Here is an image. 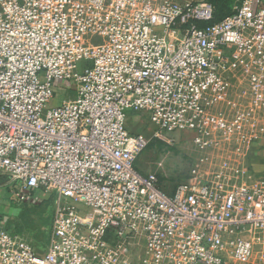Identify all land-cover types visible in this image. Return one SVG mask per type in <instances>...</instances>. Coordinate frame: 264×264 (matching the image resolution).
<instances>
[{
	"label": "built area",
	"instance_id": "2783aa9c",
	"mask_svg": "<svg viewBox=\"0 0 264 264\" xmlns=\"http://www.w3.org/2000/svg\"><path fill=\"white\" fill-rule=\"evenodd\" d=\"M214 15L207 0H0V171L16 203H53L40 232L0 216V264H264V0ZM131 116L218 164L201 155L165 192L138 168L150 139Z\"/></svg>",
	"mask_w": 264,
	"mask_h": 264
},
{
	"label": "rangeland",
	"instance_id": "374dc122",
	"mask_svg": "<svg viewBox=\"0 0 264 264\" xmlns=\"http://www.w3.org/2000/svg\"><path fill=\"white\" fill-rule=\"evenodd\" d=\"M182 2L193 0H179ZM56 86L64 87L73 93L74 83L70 81L57 80ZM59 100L62 99V92L59 91ZM66 96V95H64ZM69 97H72L70 95ZM129 124L132 128L150 139L147 147L137 160L138 168L144 173H156L159 176L162 188L167 193H172L175 187L187 177L189 171L197 162L198 157L207 155L219 162L220 152L209 150L202 152L193 143V135L181 134L167 140L151 138L156 127L150 123L146 116H131ZM228 141V139H225ZM263 141V140H261ZM264 143V141H263ZM229 143L222 140L220 146H228ZM259 146L255 143L252 152H257ZM204 167H201L203 169ZM209 170L210 167L207 166ZM207 170V169H206ZM8 179L7 175L0 171V216L7 219V224H12L16 231L40 230L50 226L53 214V203L45 200L44 193L27 198L18 204L10 194V185H4ZM234 264H259L256 259L250 262H235Z\"/></svg>",
	"mask_w": 264,
	"mask_h": 264
},
{
	"label": "trees",
	"instance_id": "16d2710c",
	"mask_svg": "<svg viewBox=\"0 0 264 264\" xmlns=\"http://www.w3.org/2000/svg\"><path fill=\"white\" fill-rule=\"evenodd\" d=\"M235 1L236 0H210L215 8L214 21L222 20L230 15L233 12Z\"/></svg>",
	"mask_w": 264,
	"mask_h": 264
},
{
	"label": "crops",
	"instance_id": "0c3cea01",
	"mask_svg": "<svg viewBox=\"0 0 264 264\" xmlns=\"http://www.w3.org/2000/svg\"><path fill=\"white\" fill-rule=\"evenodd\" d=\"M210 1V0H207ZM259 146V150L257 152H252L250 163L253 165L255 169H264V143L263 142H257ZM3 187V184L0 183V188Z\"/></svg>",
	"mask_w": 264,
	"mask_h": 264
}]
</instances>
